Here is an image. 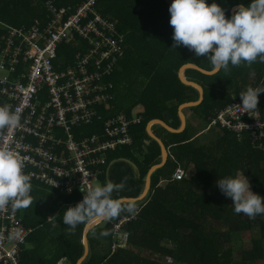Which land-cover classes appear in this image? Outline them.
Here are the masks:
<instances>
[{
  "label": "trees",
  "instance_id": "trees-1",
  "mask_svg": "<svg viewBox=\"0 0 264 264\" xmlns=\"http://www.w3.org/2000/svg\"><path fill=\"white\" fill-rule=\"evenodd\" d=\"M47 1L0 0V42L7 35L6 26L30 28L36 18L43 17ZM55 1L63 7L87 0ZM171 2L100 0L97 6L99 13L117 21L120 33L126 35V55L111 78L114 112L130 115L141 110V123L131 130L133 144L106 154V173L101 182H123L124 188L114 194L121 198H137L143 192L147 173L162 163L163 149L148 136L147 124L163 120L179 130L180 107L201 98L197 88L181 79L183 67L196 64L212 71L207 56H195L183 46L172 47ZM217 2L230 17L235 6L247 5L250 0ZM186 76L205 88V101L188 108L196 123L189 122L182 133H172L161 125L153 127L170 150L167 164L153 175L152 191L142 203H136L134 214L122 212L104 230L96 228L89 234L90 253L82 264H264V215L249 218L235 213L232 199L216 185L218 178L239 171L249 177L252 190L264 196V151L220 127L201 136L197 133L198 125L205 130L214 116L240 98L247 87H264V62L258 59L250 65H229L212 76L189 69ZM258 106L264 112V93ZM97 130L100 127L94 125L75 132L90 137ZM125 159L137 165L138 175ZM180 168L188 176L172 181ZM30 198L31 205L21 209L19 215L25 227L34 231L24 247L23 261L61 264L65 259L63 264H77L85 252L83 227L91 220L77 225L75 231L77 226L64 224L63 215L65 208L82 200L81 196L35 184ZM124 219H130L123 228L130 234L129 246L112 254L114 226ZM104 232L108 235H102ZM248 232L252 234V247L246 249L244 234Z\"/></svg>",
  "mask_w": 264,
  "mask_h": 264
},
{
  "label": "built area",
  "instance_id": "built-area-1",
  "mask_svg": "<svg viewBox=\"0 0 264 264\" xmlns=\"http://www.w3.org/2000/svg\"><path fill=\"white\" fill-rule=\"evenodd\" d=\"M99 1L59 7L48 0L43 17L30 28L8 26L0 42V104L20 116L18 127L0 131V146L19 145L30 197L34 185L42 184L83 199L84 191L101 184L106 154L132 145L131 130L141 123V110L113 113L111 78L126 55V35L117 21L99 13ZM240 103L237 98L220 111L205 132L220 127L264 151V112L258 106L252 115L243 113ZM94 125L100 130L90 137L75 132ZM187 176L180 168L172 181ZM20 210L11 203L0 208V264H28L22 253L34 231L25 227ZM128 222L114 226L113 252L128 247Z\"/></svg>",
  "mask_w": 264,
  "mask_h": 264
},
{
  "label": "clouds",
  "instance_id": "clouds-1",
  "mask_svg": "<svg viewBox=\"0 0 264 264\" xmlns=\"http://www.w3.org/2000/svg\"><path fill=\"white\" fill-rule=\"evenodd\" d=\"M169 13V23L173 27L172 47L183 46L195 56H207L213 72L227 69L229 65H250L258 59L264 62V0H250L247 5L241 3L230 17L217 0L211 3L208 0H172ZM261 93L264 87L259 86H249L240 93L242 103L239 105L243 113L252 115L258 109ZM19 125V114L9 105L0 104V131ZM18 148L19 145L17 149L0 146V208L11 203L15 209H23L32 203L31 177L24 171L25 162ZM216 185L232 199L235 213L249 218L264 215V196L252 190L247 175L238 171L235 175L218 178ZM123 188V182L112 181L89 187L80 202L64 209V224L75 228L87 220L102 223L115 219L122 212L134 214L137 208L133 198L114 195Z\"/></svg>",
  "mask_w": 264,
  "mask_h": 264
},
{
  "label": "water",
  "instance_id": "water-1",
  "mask_svg": "<svg viewBox=\"0 0 264 264\" xmlns=\"http://www.w3.org/2000/svg\"><path fill=\"white\" fill-rule=\"evenodd\" d=\"M238 6H235L232 10H231V14H234L235 11L237 10ZM189 69H196L201 71L202 73L212 76L217 74L218 72H213V71H207L206 69L201 68L200 66L196 65V64H189L186 65L185 67H183V69L181 70L180 73V77L183 80V82L188 85V86H192L197 88L200 93H201V98L199 101H192V102H187L184 103L181 108H180V116H181V120L183 122L181 129L177 130L173 127H171L168 123H166L163 120H154L151 121L150 123H148L147 127H146V132L148 134V136H150L152 139L158 141L163 149V162L158 165L155 166L150 173H147L146 178H145V186L143 189V192L141 193V195H139L137 198L134 199L135 203L141 202L144 199H146L148 197V195H150L151 191H152V180H153V175L156 173L157 170H159L160 168L164 167L167 162L168 159L171 155L170 150L168 149L166 143L163 141V139H161L156 133L155 130H153V127H155L156 125H161L163 126L165 129H167L168 131L172 132V133H182L184 132L187 127H188V121H187V115L185 113V109L190 108L191 106H197L202 104L205 101V88L200 85L199 83H196L194 81H190L187 76H186V72ZM123 199H128V198H123ZM108 222H102L101 225L98 226L99 230H104L107 226H108ZM95 225V220L91 221L87 227L86 230L84 232V237H83V241H84V247H85V253L84 256L81 257V259L79 260L78 264H81L83 262V260L89 255L90 253V245H89V240H88V234L89 231L91 229L92 226Z\"/></svg>",
  "mask_w": 264,
  "mask_h": 264
},
{
  "label": "rangeland",
  "instance_id": "rangeland-1",
  "mask_svg": "<svg viewBox=\"0 0 264 264\" xmlns=\"http://www.w3.org/2000/svg\"><path fill=\"white\" fill-rule=\"evenodd\" d=\"M7 27H8V26H6L5 28H7ZM187 112H188V109H187ZM189 122H190V123H196V118H194V116H191ZM197 133H198L199 136H201V135H203L204 133H206V132L204 131L203 126H201V125H198V126H197ZM199 136H198V137H199ZM198 137H195V139H197ZM202 138H204V136H202ZM202 138H201V139H202ZM141 203H142V202H141ZM141 203H140V204H141ZM96 228H98V225H94V226H92L91 229H90V231H89V234H91V232H93ZM244 238H245V248H246V249H249L250 247H252V234H251V232L245 233V234H244ZM126 248H128V247H126ZM123 249H125V248H123ZM238 254H240V253L238 252ZM147 255H150V253L147 252ZM159 257H160V256H159ZM159 257L157 256V259H158ZM159 259L162 260V257H160ZM165 261L167 262L166 259H165ZM257 264H260V263H257Z\"/></svg>",
  "mask_w": 264,
  "mask_h": 264
},
{
  "label": "crops",
  "instance_id": "crops-1",
  "mask_svg": "<svg viewBox=\"0 0 264 264\" xmlns=\"http://www.w3.org/2000/svg\"><path fill=\"white\" fill-rule=\"evenodd\" d=\"M114 102H115V100H114ZM113 102V103H114ZM114 106H115V104H114ZM181 108V107H180ZM188 109V108H187ZM187 109H185V113H186V115H187V121H188V123H189V121H190V118H191V112H187ZM115 111V107H114V109H113V113H115L114 112ZM119 113H122V112H119ZM182 124H183V122H182ZM156 133V132H155ZM161 138V137H160ZM162 139V138H161ZM164 141V140H163ZM169 160V159H168ZM124 161H126V162H128V163H130V165H132V167L134 168V170H135V172H136V174L138 175V167H137V165L134 163V162H132L131 160H127V159H125ZM162 162H163V160H162ZM146 178V177H145ZM110 180V179H109ZM101 184H102V182H101ZM152 186H153V180H152ZM141 195V194H140ZM91 221H93V220H91ZM91 221H89L84 227H83V237H84V232H85V230H86V227H87V225L91 222ZM25 225V224H24ZM101 225V224H100ZM75 231L76 230H78V226L74 229ZM88 240H89V234H88ZM82 242H83V245H84V241H83V238H82ZM90 242V241H89ZM89 245H90V243H89ZM114 245V244H113ZM129 246V245H128ZM120 249V248H119ZM117 251V250H116ZM115 251V252H116ZM115 252H113L112 251V254L113 253H115ZM85 253V252H84ZM84 256V255H83ZM82 256V257H83ZM81 259V257L79 258V260ZM79 260H78V262H79ZM65 261V259L61 262V264H63V262ZM78 262H77V264H78ZM82 264V263H81Z\"/></svg>",
  "mask_w": 264,
  "mask_h": 264
}]
</instances>
